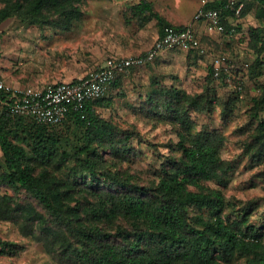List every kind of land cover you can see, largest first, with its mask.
Listing matches in <instances>:
<instances>
[{
	"label": "trees",
	"instance_id": "trees-1",
	"mask_svg": "<svg viewBox=\"0 0 264 264\" xmlns=\"http://www.w3.org/2000/svg\"><path fill=\"white\" fill-rule=\"evenodd\" d=\"M83 1L0 0V20L18 16L66 28L80 17ZM254 1L257 17L263 20L264 0ZM247 10L246 5L243 13ZM151 15L163 22L159 14ZM250 35L249 45L258 55L243 76L254 77L264 65V26L250 28ZM211 75L216 81L212 71ZM217 82L228 86L224 80ZM109 96L89 101L85 118L72 111L62 123L47 124L10 113V95L0 90L5 163H0V218L23 215L27 234L29 221L40 220L45 242L58 244L74 264H230L238 259L264 264V228L250 223L252 210L236 209L221 188L207 184L228 185L232 165L221 155L226 136L217 129L195 130L190 111H209L215 100L176 87L154 91L149 102L158 103L150 112L160 107L166 118L176 121L179 140L164 155L159 179L143 182L108 158L132 155L128 141L135 135L98 113V105H106ZM254 106L264 111V91ZM72 125L83 129L85 142L69 152L61 148L56 130ZM246 155L251 161L264 159V117L257 121ZM2 187L13 194L2 193ZM21 190L36 201L41 213L36 205L21 204ZM51 223L56 228L44 225ZM22 249L20 243L0 236V257L18 255Z\"/></svg>",
	"mask_w": 264,
	"mask_h": 264
},
{
	"label": "rangeland",
	"instance_id": "rangeland-1",
	"mask_svg": "<svg viewBox=\"0 0 264 264\" xmlns=\"http://www.w3.org/2000/svg\"><path fill=\"white\" fill-rule=\"evenodd\" d=\"M85 2L86 0L82 2L81 8L85 7ZM246 5L248 9L246 13L256 17L257 2L246 0ZM252 27L256 26L251 24L250 28ZM238 44L241 50L249 54L246 59L254 62L258 54L246 38L239 39ZM69 49L73 50L66 47L64 51L67 54L64 52L63 57L59 59L62 64L80 66L83 62L87 63L86 67L89 68L104 63L107 58L87 57V55L80 57L82 53L75 54L73 51H68ZM231 49L232 47L223 53L234 57ZM212 61V57L205 53L200 55L192 51L175 50L123 76L110 94L109 100H106L107 104L98 105L97 111L121 128L135 132L128 141L133 154L129 157L109 156L108 158L110 161H116L117 166L131 173L137 180L143 182L158 180V168L164 155L171 152L170 144L179 140L180 126L176 121L166 118L160 112V107L150 112L151 105L158 103L156 100L151 104L150 97L156 89L159 90L163 86L176 87L192 95L210 96L215 100L211 110H191L190 114L195 123V130L217 129L225 134L226 141L221 147V155L223 159L231 162L232 170L228 176L227 186H219L214 181H209L207 184L221 188L226 199L233 203L236 209L247 207L252 210L250 223L264 228V159L251 161L246 155L257 121L259 117H264V111L257 112L254 106V99L261 96L264 91V65L260 68L262 71L260 75L242 76L244 89L238 91L233 86L220 84L213 79ZM31 86L42 88L37 85ZM56 132L60 137L61 148L69 152H73L76 145L85 142L84 131L79 126L72 125ZM0 163L5 164L1 149ZM6 191L13 194L6 187L1 188L2 193ZM18 198L22 205L25 203L36 205L38 212H42L41 207L25 191L21 190ZM90 199L93 198L90 196ZM21 212L23 211L17 213ZM39 221H29L31 233L27 234L25 226L28 221L24 220L23 215L13 219L0 218V236L23 245L18 255L0 257V264H74L65 256L58 244L45 242ZM44 225L56 228L54 223ZM230 264H244V259H238Z\"/></svg>",
	"mask_w": 264,
	"mask_h": 264
},
{
	"label": "crops",
	"instance_id": "crops-1",
	"mask_svg": "<svg viewBox=\"0 0 264 264\" xmlns=\"http://www.w3.org/2000/svg\"><path fill=\"white\" fill-rule=\"evenodd\" d=\"M142 1L86 0L80 17L72 26L66 28L41 24L18 16L0 20V78L15 88L27 85L44 88L49 83L73 80L94 67L88 68L87 63L83 62L80 66L62 64L59 59L63 57L66 47L73 48L68 51H73L75 54L82 53L80 57L87 55V57L104 58L140 54L150 48L163 34L165 25L184 27L192 23L200 5L199 0H146L142 6H137ZM221 1L215 0L212 3ZM240 4L243 7L237 13L235 9ZM245 7L244 2L237 3L236 0L234 8L222 10L223 22L228 27H236L231 39L218 33H208L201 23H196L205 51L203 53L199 49L190 51L200 55L208 54L213 59L215 55L232 47L231 54L234 57L229 55L237 66H242L249 54L241 50L239 39L246 38L249 43L250 25L264 26V19L254 17L251 13H243ZM151 11L159 14L163 22L151 15ZM175 50L183 49L171 48L163 51L151 62ZM250 62L252 63L251 60ZM135 68L140 67H131L127 72L120 74L116 83L110 85L107 93L110 95L117 87L118 81Z\"/></svg>",
	"mask_w": 264,
	"mask_h": 264
},
{
	"label": "built area",
	"instance_id": "built-area-1",
	"mask_svg": "<svg viewBox=\"0 0 264 264\" xmlns=\"http://www.w3.org/2000/svg\"><path fill=\"white\" fill-rule=\"evenodd\" d=\"M199 1L192 23L184 27L165 25L163 34L143 53L109 56L99 67H94L73 80L49 83L44 88L31 85L15 88L0 78V90L10 95V100L6 102L8 110L15 115L32 116L47 124L62 123L72 111L85 118L88 102L104 96L114 80L131 67H142L171 48L185 51L199 49L203 53L205 48L201 44L196 23H201L208 33H218L231 39L236 27H228L223 22L222 10L234 8L236 0H229L221 6H210L215 0ZM242 7V4L236 6L235 11L239 13ZM250 64V60L246 59L242 66H237L231 56L220 53L213 57L211 71L217 81L224 80L229 86L241 91L244 89L243 70Z\"/></svg>",
	"mask_w": 264,
	"mask_h": 264
}]
</instances>
